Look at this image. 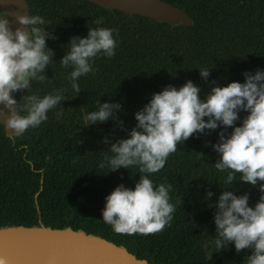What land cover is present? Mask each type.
I'll use <instances>...</instances> for the list:
<instances>
[{"label":"trees","instance_id":"16d2710c","mask_svg":"<svg viewBox=\"0 0 264 264\" xmlns=\"http://www.w3.org/2000/svg\"><path fill=\"white\" fill-rule=\"evenodd\" d=\"M164 1L185 10L193 24L156 22L147 16L103 8L89 0L33 1L41 8L35 7L31 14L43 16L48 30L55 35V39H46L54 62L45 69V82L33 81L29 90L21 89L14 95L19 99L26 91L39 90L43 94L64 87L65 100L62 108L58 105L49 110L46 121L27 129L13 143L8 137L4 142L1 132L0 226L37 225L39 211L45 225L83 229L124 245L136 257L151 263L244 264L250 249L238 253L229 245L211 253L209 262L202 248L204 240L214 235V224L213 208L200 197L207 188L213 192L209 199L214 202L220 188L225 187L223 174L212 165L217 154L211 144L217 140L218 129L204 148L209 130L178 144L164 167L152 174L156 183L172 184L170 197L176 205L172 220L161 231L120 234L101 218L103 197L117 183L131 187L139 178L135 166L115 171L97 167L107 150L103 138L112 142L125 136L126 129L135 124L133 112L147 102L153 91L166 84L179 86L188 78L201 87L203 95L210 81L218 85L233 79L242 81L243 70L264 68V0ZM101 16L103 26L116 30L117 46L112 57L93 60L96 71L79 78L81 90L75 94L65 79L68 70L60 67L59 59L66 51L68 38L84 35L87 27L96 26L93 19ZM199 65L211 67L207 80L200 77ZM97 98L121 103L115 115L123 121V128L113 119L81 126V109L95 108ZM57 111L63 113L60 119L55 117ZM201 149L206 155L196 159ZM233 184L237 193L248 192L249 203L257 199L252 195L255 186L238 180Z\"/></svg>","mask_w":264,"mask_h":264},{"label":"clouds","instance_id":"9594fccd","mask_svg":"<svg viewBox=\"0 0 264 264\" xmlns=\"http://www.w3.org/2000/svg\"><path fill=\"white\" fill-rule=\"evenodd\" d=\"M13 15L15 27L11 26L12 18L0 10V128L14 141L27 129L46 121L49 110L61 107L66 88L43 94L39 90L26 91L21 95L23 103L21 96L17 99L12 95L21 89L29 90L33 81L47 80L45 69L54 61L46 39H55L43 16L27 10ZM103 20L102 16L97 17L92 21L96 26L87 27L84 35L70 36L59 59L60 67L68 70L65 79L75 94L81 90L79 78L96 71L93 60L114 55L116 30L103 26ZM196 67L200 77L207 80L211 67ZM241 75L242 81L233 79L219 85L210 81L203 95L192 79L186 78L179 86L166 84L133 112L135 124L126 129L125 136L112 142L103 138L107 150L98 161V168L115 171L135 166V173H139L131 187L117 183L103 197L101 218L114 232L148 235L169 224L176 207L170 197L172 184L156 183L152 174L164 167L178 144L190 136L218 129L217 140L211 144L217 154L212 165L223 174L225 187H219L214 202L209 199L213 192L207 188L200 197L213 208L214 224V235L204 240L202 248L209 262L211 253L231 245L238 253L250 249L244 264H264V68L245 69ZM118 110L119 101L101 102L97 98L95 108L81 109V126L117 120ZM241 111L245 115L240 116ZM62 115V111L55 113L57 119ZM237 120L239 123H234ZM117 124L123 128L122 120H117ZM196 153V159L206 155ZM236 180L257 188L258 196L252 204L247 191L233 190ZM0 264H8L6 256L0 255Z\"/></svg>","mask_w":264,"mask_h":264},{"label":"water","instance_id":"95a60500","mask_svg":"<svg viewBox=\"0 0 264 264\" xmlns=\"http://www.w3.org/2000/svg\"><path fill=\"white\" fill-rule=\"evenodd\" d=\"M89 1L103 8L147 16L156 22L184 26L193 24L185 10L164 0ZM4 5L5 12L12 18V27L17 26L13 14L28 11L25 0H6ZM0 7L3 8V5ZM213 131L214 129L206 133L202 148L209 142ZM5 133L8 136L6 131ZM202 151L203 149L199 152ZM41 186L42 177L39 190ZM38 218L37 225L0 226V255L7 257L8 264H155L136 257L124 245H118L91 232L87 233L83 229L45 225L40 220L39 211Z\"/></svg>","mask_w":264,"mask_h":264},{"label":"flooded vegetation","instance_id":"af4514ba","mask_svg":"<svg viewBox=\"0 0 264 264\" xmlns=\"http://www.w3.org/2000/svg\"><path fill=\"white\" fill-rule=\"evenodd\" d=\"M26 1V4H27V7H28V12H29V14H31V13H33L35 10H34V8L36 7L34 4H33V1L34 0H25ZM6 3V0H2V2H0V6L1 5H3V8H1L0 7V10H2V11H5L4 9H6V6L4 5ZM41 7H36V10H39ZM10 16V15H9ZM1 132H3L4 133V142L6 141L5 140V137H8L7 135H6V133H5V131L2 129L1 130V128H0V136H1ZM12 143H13V140H12ZM253 190V193H252V195H254V197H256L257 198V196H258V193H257V188L256 189H252ZM251 201H250V203L249 204H252L253 203V199H250Z\"/></svg>","mask_w":264,"mask_h":264}]
</instances>
